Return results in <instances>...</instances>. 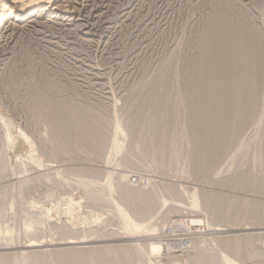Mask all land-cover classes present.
Returning <instances> with one entry per match:
<instances>
[{
    "label": "rangeland",
    "instance_id": "rangeland-1",
    "mask_svg": "<svg viewBox=\"0 0 264 264\" xmlns=\"http://www.w3.org/2000/svg\"><path fill=\"white\" fill-rule=\"evenodd\" d=\"M89 5L0 43V264H264V0Z\"/></svg>",
    "mask_w": 264,
    "mask_h": 264
},
{
    "label": "bare ground",
    "instance_id": "bare-ground-1",
    "mask_svg": "<svg viewBox=\"0 0 264 264\" xmlns=\"http://www.w3.org/2000/svg\"><path fill=\"white\" fill-rule=\"evenodd\" d=\"M89 7V0H0V43L3 42V39L10 38L15 30L20 28L28 17L29 19L36 18L41 21L43 19L47 20L54 15V20L62 18L65 19V21L74 24L78 23L81 27L87 28L89 17L83 13L88 10ZM36 23L40 22L36 21ZM148 201H150V199H148ZM196 222L202 223L201 220H197L193 223ZM136 228H139L140 231L145 229L150 236L156 235L157 227L136 225ZM162 229H160V233ZM215 231L222 232L225 230L217 228ZM206 241L204 237L200 240L201 244L204 242L206 243ZM133 242L136 243L137 241ZM139 243H136V246H141ZM145 247H147L149 257H154L156 261L160 260L158 255L161 253L162 248L159 245L158 239H150Z\"/></svg>",
    "mask_w": 264,
    "mask_h": 264
},
{
    "label": "built area",
    "instance_id": "built-area-1",
    "mask_svg": "<svg viewBox=\"0 0 264 264\" xmlns=\"http://www.w3.org/2000/svg\"><path fill=\"white\" fill-rule=\"evenodd\" d=\"M131 182L133 185H137L140 182V177L137 175L131 177ZM194 220H201L202 223H193L192 219H183L165 225L162 232L157 235L162 248L158 255L160 260L169 261L190 254L200 240L208 234L204 226L205 221L203 219Z\"/></svg>",
    "mask_w": 264,
    "mask_h": 264
}]
</instances>
